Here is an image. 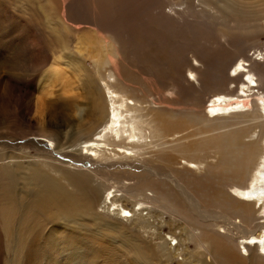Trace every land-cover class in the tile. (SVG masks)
Instances as JSON below:
<instances>
[{
  "label": "bare ground",
  "instance_id": "6f19581e",
  "mask_svg": "<svg viewBox=\"0 0 264 264\" xmlns=\"http://www.w3.org/2000/svg\"><path fill=\"white\" fill-rule=\"evenodd\" d=\"M32 1L43 8L41 0ZM89 1L70 0L63 6L47 2L46 9H39L48 34L62 50L69 48L63 36L71 34L80 56H91L93 63L86 66L71 50L57 56L66 59L61 62L73 73L68 77L59 63L48 70V78L65 79V87L46 103L47 118L38 97L35 103L17 106L31 111L35 105L42 115L27 119L29 129L37 130L28 140L45 150L63 151L69 161L42 150L32 155L22 149L25 145L16 152L5 142L0 149V235L12 232L13 224L3 219L23 216L30 222L44 210L58 209L75 226L84 218L103 221L116 214L141 221L148 237L159 240L155 249L168 252L179 264H186L188 255L202 257L191 264H264V220L254 224L258 212L264 218V114L259 110L264 111V74L259 71L264 48L255 50L262 57L257 59L247 53L256 40H238L258 24L264 27V0H203L209 7L218 4L224 22L220 36L208 40L210 46L189 42L184 47H177L175 38L164 42L151 37L156 26L146 30L120 24L125 19L121 0ZM101 31L109 34L108 40ZM230 80L241 82L240 87L229 89ZM140 86L155 91L156 101L138 96ZM18 88L19 96L30 100L26 87ZM54 113L60 115L59 124ZM257 128V140L247 141ZM123 195L135 198L137 207L125 208ZM152 213L171 217L166 235L162 223L151 220ZM235 216L244 230L236 226L237 233L223 234L219 219ZM251 223L253 230L248 228ZM237 234L244 235L241 242ZM188 239L196 251L188 249Z\"/></svg>",
  "mask_w": 264,
  "mask_h": 264
},
{
  "label": "rangeland",
  "instance_id": "374dc122",
  "mask_svg": "<svg viewBox=\"0 0 264 264\" xmlns=\"http://www.w3.org/2000/svg\"><path fill=\"white\" fill-rule=\"evenodd\" d=\"M41 1L43 8L47 2H53L56 6L58 4L63 6L64 2L67 5L70 3V0ZM86 1L90 2L89 0ZM33 2L32 0H0V110L2 111H0V149L6 143L9 144V147L15 148L25 145L27 148L22 149L26 151L30 150L29 153L32 155L42 150L47 155L56 159L68 160L64 158L63 151L58 152L55 147L51 151L45 150L37 142L34 143L28 140L34 137L32 136V132H37V130L33 127L29 129L27 119L32 116H42L39 113L40 111H37L38 108L34 105L35 107L33 106L31 111L22 110L21 107L18 109L19 105L24 106L29 101H34L33 103H35L38 97L40 101L42 100L40 106L44 107L43 113L47 118L46 103L52 102L51 100L54 97L62 94L64 91L63 87H65V79L53 80L48 78V70L60 64L59 67L63 69L65 74L68 77H72L73 70L71 67L61 62L66 59L61 58V60L57 56L65 54V50H71L73 57L80 56V53L75 48L77 46V39L71 34L63 36L67 42V47H69L65 50H62L60 43L56 42L48 34L49 30L46 28L43 14L39 10L43 8ZM120 3L119 7H122V15L125 18L120 20V24L126 22L131 26L142 27L146 30H149L151 26H156L157 28L155 27L154 29L156 32L154 31L151 37L160 41L163 40L164 42L170 39H176L180 44L177 47H184L189 42H202L210 46L212 44L208 40L212 41L219 38V34L223 28L222 23L224 22L219 15V11H217V3L214 4L215 7H209L203 0H121ZM153 6L161 7V9L155 11ZM107 7L110 10L109 3ZM104 9L106 8L103 7L104 13L107 14V11ZM156 12H158L157 16ZM208 14L211 17L207 16ZM75 21L83 22L84 25H89V27L94 26L92 22H86L85 20ZM258 26L256 31L249 35L242 34L240 35L241 38L238 37L239 41L256 40L252 49L247 51V53L257 59L262 57L257 56L258 52L254 54L255 50L264 48V27L261 24H258ZM85 29L82 28L81 32L86 31ZM132 30L136 31V28ZM141 32L139 31L140 34L144 33ZM100 35L106 38L109 34L102 33L101 31ZM136 39H139L138 41L140 42L139 36ZM106 40L108 39L106 38ZM92 46L99 48L97 45ZM109 48L110 46L107 49L101 50V53L106 52ZM74 53L76 56H74ZM91 58L89 55H83L77 59L82 60V63H85L86 66L91 67L93 63V58ZM190 58L195 64L196 62L192 54H190ZM202 68L203 70L206 69L205 66H202ZM259 71L264 74V62L259 67ZM186 74L189 77V73ZM258 76L256 75L254 78H258ZM22 77L26 78L23 79ZM143 77L146 80L149 79L147 75ZM243 78H246V76L242 74L241 79ZM190 80L198 86V82L194 76H191ZM231 83L235 85L233 88L230 86ZM240 83H235L233 80H230L227 85L229 89H237L240 87ZM15 85L25 86L27 91L31 93L30 100L28 97H24L23 99V97L19 96L20 88L15 91ZM138 88L136 92L138 96H146L147 99L152 100L153 98L156 101L155 91L147 86H140ZM257 89L255 88L254 90L255 94L262 97V94H259ZM12 91H14V94H12ZM45 94H47L46 97L44 96ZM175 94L178 95L177 93ZM223 94L230 95L227 92ZM23 100L26 102H23ZM43 102H45L44 105H42ZM253 110L254 107L249 108L250 112ZM259 110L264 114L262 109ZM53 115L52 118L55 124H59L60 115L59 117L57 113ZM255 131L252 137H246L247 141L257 140L261 133L260 128H257ZM14 151L19 152L21 150L17 148ZM72 160H75L74 157H72ZM130 183L133 184L131 181ZM234 193L236 192L234 191ZM121 197L123 204L126 206L125 208L132 209L136 206L135 198L129 196L124 198V195ZM245 199L248 200V198ZM257 208H259V204ZM146 213L147 210L144 211V214ZM262 214L263 212H258L254 224H259L258 222L264 220V218L260 217ZM152 215L151 220H154L156 225L162 223L163 231L166 235L168 229L165 225L171 220L169 214H164L162 217H157L155 213H152ZM112 216L114 218H106L103 221L84 218L80 220L78 226L72 225L68 219H64L63 212L58 209L49 213L44 210V214L38 218L32 217L30 222H24L22 219L23 216H15L14 221H11V219H3L4 223L13 225H10L12 232H3L0 235V264H179L175 259H170L168 252L159 253L155 249L159 240L148 237L147 233L144 232L145 229L141 227L143 225L141 221L123 220L116 214H112ZM219 220H221L219 222L220 225L224 224V227L220 228L221 231L232 230L234 232L236 226L239 227V231H242L241 229L244 230L241 225V219L236 216L224 221L223 219ZM23 224H26V226ZM254 224L251 223L248 228H252L251 230H253ZM17 226H19V229L16 228ZM217 229L219 230V228ZM255 229L257 230L256 227ZM177 231H180V229L178 228ZM237 231L234 233H237ZM259 231L261 230L257 232ZM58 232L63 234L62 238L57 235ZM242 236L244 235L237 234L236 238L238 242H241ZM35 242L41 245L36 246ZM172 244L174 245V241H172ZM239 245L242 248V245ZM147 246H150V248H147ZM187 246L190 251L197 250V246L192 240L188 239ZM254 246L255 244L252 245V247ZM257 250L259 251L260 249L258 248ZM200 259L202 257L199 255H188L186 264H191L190 262L198 260L201 261Z\"/></svg>",
  "mask_w": 264,
  "mask_h": 264
}]
</instances>
